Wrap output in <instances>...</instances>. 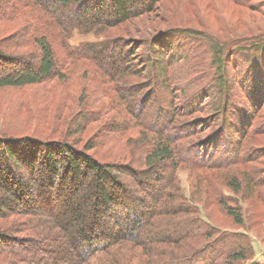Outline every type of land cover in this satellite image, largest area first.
Here are the masks:
<instances>
[{"label": "trees", "instance_id": "1", "mask_svg": "<svg viewBox=\"0 0 264 264\" xmlns=\"http://www.w3.org/2000/svg\"><path fill=\"white\" fill-rule=\"evenodd\" d=\"M233 1L264 16L263 4ZM163 4L0 0V25L22 22L6 27L13 35L0 41V90L66 91L79 79L75 68L87 65L129 117L84 144L88 114L63 136L0 133V264H263L246 235L221 231L183 197L177 173L221 172L239 194L243 168L264 157V148L250 143L264 136V32L204 42L206 53L192 60L195 49L181 39L200 33L161 30L154 21L163 23ZM75 34L94 40L73 46ZM239 55L246 57L237 64ZM233 65L241 68L236 82L228 80ZM85 90L73 99L87 110ZM136 129L151 135L139 140L138 158L100 154L99 147ZM256 179L246 176L249 189ZM216 203L245 225L236 207Z\"/></svg>", "mask_w": 264, "mask_h": 264}, {"label": "rangeland", "instance_id": "2", "mask_svg": "<svg viewBox=\"0 0 264 264\" xmlns=\"http://www.w3.org/2000/svg\"><path fill=\"white\" fill-rule=\"evenodd\" d=\"M248 1L254 9H258L257 3L264 5V0ZM160 16L163 23L159 24L155 21L154 23L161 30L192 28L200 33L198 36L183 35L181 39L186 49L188 47L190 50L195 49L196 54L189 57L192 60L194 56L199 58L206 53L205 49L202 48L204 42L224 44L229 40L227 38L233 36L243 37L264 32V16L247 7L236 5L233 0H164ZM13 23L16 24L2 23L0 25L1 42L6 37L13 35L14 30L7 31L5 30L6 27L13 28L15 25L22 24L21 21ZM140 23L144 28L151 25L149 20H141ZM128 28L130 27L127 26L126 29ZM131 31H134L133 26H131ZM87 40L93 41L94 38L75 34L71 44L78 46ZM243 56L246 57V55H239L233 58L236 59L237 64H240L243 61ZM229 71H231L229 74L231 78L227 76L228 80L232 81V78L235 77L236 82V76L241 68L233 65L230 66ZM74 73L79 79L73 78L71 82L64 85L66 91L59 89V92L51 93L44 86L33 87L24 91L0 90V133L8 132L21 135L35 133L48 136L55 132L57 136H63L70 132L69 130L77 118L88 117L89 115L91 122L89 128L83 135L79 136L83 139L84 144L88 140H102L110 134L109 129L113 124H119L123 119L129 120L126 111L117 102V96L110 93L111 85L107 84L98 73L87 65H78ZM202 73H206L204 69ZM81 86L86 87L85 99L91 104H88L87 110H84L83 107L78 108V105L74 103L76 100L73 98L81 96ZM97 111L100 114H97ZM212 113V111L207 110L204 115H211ZM116 127L118 126L116 125L111 130L113 131ZM120 137L122 138L120 141V138H117V142L99 147L98 150L101 155L105 156V159L120 160L119 154H128L129 151L136 153L138 158L139 153L137 152L141 147L138 145L139 140L142 138L149 139L151 135L136 129L132 136L126 134ZM143 143L145 144L142 147H145L147 141H143L141 144ZM250 143L257 146L256 148H264V136L256 137ZM144 147L140 153H143ZM243 171V191L239 194L233 193L226 187L225 177L221 172H199L183 169L178 170L177 177L180 181L183 197L195 203L198 209L200 207L201 213L221 231L238 233L237 238L246 235L254 246L255 259L264 264V181L262 182L264 157L248 165L246 169L243 168ZM249 174L251 176L258 174V179L255 181H257L256 187L259 188H248L250 182H247L246 176ZM219 200H225L230 206L236 207L243 213L245 218L243 227L233 223L225 212L217 206L216 202ZM199 202L202 204L199 205Z\"/></svg>", "mask_w": 264, "mask_h": 264}]
</instances>
